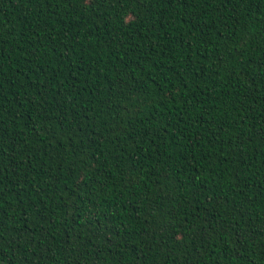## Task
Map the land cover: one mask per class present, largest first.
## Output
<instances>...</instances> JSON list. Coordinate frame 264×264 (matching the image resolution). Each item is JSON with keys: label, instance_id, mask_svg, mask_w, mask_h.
Here are the masks:
<instances>
[{"label": "trees", "instance_id": "obj_1", "mask_svg": "<svg viewBox=\"0 0 264 264\" xmlns=\"http://www.w3.org/2000/svg\"><path fill=\"white\" fill-rule=\"evenodd\" d=\"M0 264H264V0H0Z\"/></svg>", "mask_w": 264, "mask_h": 264}]
</instances>
